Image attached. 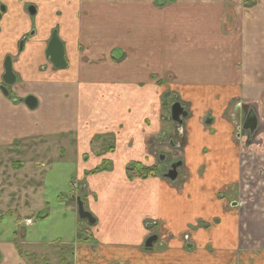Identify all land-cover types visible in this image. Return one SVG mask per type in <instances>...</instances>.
Segmentation results:
<instances>
[{"label":"crops","instance_id":"0c3cea01","mask_svg":"<svg viewBox=\"0 0 264 264\" xmlns=\"http://www.w3.org/2000/svg\"><path fill=\"white\" fill-rule=\"evenodd\" d=\"M0 8V264H264V241H244L264 237V216L242 210L250 143L231 119L236 109L234 120L247 123L244 107L252 106L251 137L263 149L264 0H0ZM233 12L242 13L238 23ZM53 30L61 69L46 58ZM6 57L12 85L3 81ZM29 95L33 109L23 101ZM173 101L187 112L181 141ZM26 139L41 142L46 166L74 154L72 188L54 194L76 213L79 197L95 222L76 214L67 248L27 240L15 227L21 217L9 212L16 201L3 194L2 163ZM129 161L155 174L128 175ZM40 175L29 201L44 187ZM150 236L157 239L145 247Z\"/></svg>","mask_w":264,"mask_h":264},{"label":"rangeland","instance_id":"374dc122","mask_svg":"<svg viewBox=\"0 0 264 264\" xmlns=\"http://www.w3.org/2000/svg\"><path fill=\"white\" fill-rule=\"evenodd\" d=\"M200 15L201 14L199 13H195L194 21L197 22V24L200 20ZM234 15L236 21H239L242 13L235 12ZM217 19L219 20V16ZM171 93L172 92L165 93V96H167L169 100H171ZM246 107L248 106H245L244 108ZM262 129V133H264V128ZM182 136L183 134L177 136L176 131V140L181 141L183 139ZM178 137L180 139H178ZM252 137H247L250 145L243 142L244 147L247 146L252 149L245 148V152L242 155V167L244 171L241 182L242 190L240 202L242 203V210L244 213L250 212L251 214L259 211L260 215L264 216V202H259V208L257 207V201L264 199V146L263 149H256V141L252 140ZM166 147L168 146L166 145ZM17 150V153H12L9 157H4L2 163L3 185H7L6 187H3V194L11 199L10 204L16 201L15 204L8 205V208H11L9 212L10 214H19L18 217H21L22 220V222L15 225V227H17V229L23 227L25 231H27V240H29L28 238H31L32 235L34 237L38 235L41 236L39 237V241L43 244L40 248H67V246L71 245L70 239L76 233V229L73 230L72 226L73 223H78V219L76 218L77 213L72 209L66 211L65 202L69 203V206L71 204L73 209L74 205L70 203L68 199H65L64 196L57 197L54 193L60 188L67 191L72 188V186L70 187V181L68 180V175L71 172L72 167H76L75 157L72 150H68V154L64 156L62 152L60 154L62 155L61 160L59 159V155L51 157L49 165L47 166L39 162V158L42 156L41 142H34L32 140H27L24 143L19 142ZM53 150V148L49 149L46 152L47 155L51 156ZM176 157L179 156L176 155ZM169 158H173V155H170ZM128 163H130V161ZM40 169H43L44 172L41 173ZM40 174L43 175L42 183L44 187H42L40 191H37L35 196L33 195L32 200L29 201L30 193L35 191L40 183ZM71 185H73L72 182ZM27 186L30 187L28 188ZM66 192L62 194L64 195ZM58 199L61 200L59 201ZM28 205H30V207H26ZM32 211L36 212L32 214L34 217H32L31 225L25 227L26 219H23ZM46 213V218L41 217L42 214L45 215ZM19 220L20 219L18 218L17 221L19 222ZM260 221L261 219H259V223ZM14 222L15 218L10 222L12 227L14 226L12 223ZM244 222L246 223L245 219ZM262 222H264V218L262 219ZM252 223L253 219L251 221V224ZM22 233H24V231ZM27 240L24 241L27 242ZM244 241L248 244L255 243V241L262 244L264 237L261 235L257 236L250 234L249 236L244 237ZM23 245L24 246H21V248L28 246L25 244ZM66 252H69L68 249ZM26 255V252H20L21 257H25ZM62 257L66 262L68 261L67 254L66 256L62 255Z\"/></svg>","mask_w":264,"mask_h":264},{"label":"water","instance_id":"95a60500","mask_svg":"<svg viewBox=\"0 0 264 264\" xmlns=\"http://www.w3.org/2000/svg\"><path fill=\"white\" fill-rule=\"evenodd\" d=\"M1 11L2 8H0V15H1ZM46 58L56 69H61L66 64L64 59L63 45L60 39L58 38V35L55 30L52 32L51 37L49 39V43L47 45ZM3 81L4 84L6 85H12L15 82V75L12 71L10 57H6L4 61ZM23 101L30 109H33L37 103L36 99L31 95L25 97ZM246 109L247 110L245 114V119L247 120V123L244 122L241 126V129L244 131L246 130L248 132L249 137H251L254 134L255 130L258 128V119L256 116V112L252 106H248ZM186 116H187V112L185 111L184 107H182L180 102L176 101L172 103L169 109V118L171 119L172 122L176 123L180 128L182 127L183 119ZM170 143L173 144L172 141H170ZM175 146L179 147L180 143H177ZM179 165L180 164L177 163L176 165L172 164L170 166V169L166 174V177L169 180L174 181L176 179L177 177L176 167ZM75 202H76L77 215L79 219L86 220L88 223L93 224L95 222V219L93 218L92 214L89 211L85 210L82 200L79 197H77ZM156 239H157L156 236L148 237L147 240L145 241V247H150L153 241H155ZM190 246L191 245H188L187 247Z\"/></svg>","mask_w":264,"mask_h":264},{"label":"trees","instance_id":"16d2710c","mask_svg":"<svg viewBox=\"0 0 264 264\" xmlns=\"http://www.w3.org/2000/svg\"><path fill=\"white\" fill-rule=\"evenodd\" d=\"M152 169L153 168H151L150 166H146L141 163H130L126 167V172L128 175H133L137 172L145 173V175H151L155 174Z\"/></svg>","mask_w":264,"mask_h":264},{"label":"flooded vegetation","instance_id":"af4514ba","mask_svg":"<svg viewBox=\"0 0 264 264\" xmlns=\"http://www.w3.org/2000/svg\"><path fill=\"white\" fill-rule=\"evenodd\" d=\"M31 15H34L35 14V12L33 11V12H31L30 13ZM54 31V30H53ZM237 107H238V105H237ZM240 108V107H239ZM247 108V107H246ZM246 108H244V111H245V114H246ZM237 110H238V108H237ZM236 111V109L234 110V111H232V113H231V119L233 120V122L235 123V126H236V128H237V130H238V132L240 131L241 132V126H242V122H239V121H235L234 120V112ZM176 126H177V124H175ZM177 135H179V134H182V129H179V127L177 126ZM168 143L170 144V139H169V141H168ZM161 156V155H160ZM160 156L158 155V157L160 158ZM156 159H157V157H156ZM174 161V160H173ZM173 164H177L176 162H174ZM177 169H178V166L176 167Z\"/></svg>","mask_w":264,"mask_h":264},{"label":"built area","instance_id":"2783aa9c","mask_svg":"<svg viewBox=\"0 0 264 264\" xmlns=\"http://www.w3.org/2000/svg\"><path fill=\"white\" fill-rule=\"evenodd\" d=\"M29 222H30V220H29V219H27V220H26V223H29Z\"/></svg>","mask_w":264,"mask_h":264}]
</instances>
